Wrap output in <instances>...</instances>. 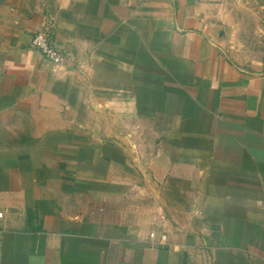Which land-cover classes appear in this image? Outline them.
<instances>
[{
  "label": "crops",
  "instance_id": "1",
  "mask_svg": "<svg viewBox=\"0 0 264 264\" xmlns=\"http://www.w3.org/2000/svg\"><path fill=\"white\" fill-rule=\"evenodd\" d=\"M0 212V264H264V0H0Z\"/></svg>",
  "mask_w": 264,
  "mask_h": 264
},
{
  "label": "built area",
  "instance_id": "2",
  "mask_svg": "<svg viewBox=\"0 0 264 264\" xmlns=\"http://www.w3.org/2000/svg\"><path fill=\"white\" fill-rule=\"evenodd\" d=\"M32 46L39 49L47 61L58 65L64 64L66 52L56 42L53 22L44 23L40 29L34 32ZM0 216H2V212H0ZM151 236L154 237L155 234L152 233ZM161 240H165V237H162Z\"/></svg>",
  "mask_w": 264,
  "mask_h": 264
},
{
  "label": "rangeland",
  "instance_id": "3",
  "mask_svg": "<svg viewBox=\"0 0 264 264\" xmlns=\"http://www.w3.org/2000/svg\"><path fill=\"white\" fill-rule=\"evenodd\" d=\"M166 77H163L162 71L160 70V68H157V66L155 65L154 68V85H153V90H154V95L157 94V92L159 90H162V81L163 79H165Z\"/></svg>",
  "mask_w": 264,
  "mask_h": 264
}]
</instances>
